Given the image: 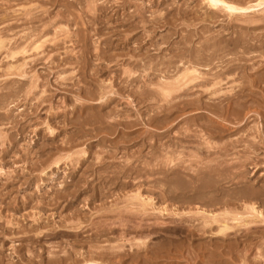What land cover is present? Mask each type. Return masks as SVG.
<instances>
[{
	"label": "rangeland",
	"instance_id": "obj_1",
	"mask_svg": "<svg viewBox=\"0 0 264 264\" xmlns=\"http://www.w3.org/2000/svg\"><path fill=\"white\" fill-rule=\"evenodd\" d=\"M205 2L0 0V264H264V3Z\"/></svg>",
	"mask_w": 264,
	"mask_h": 264
},
{
	"label": "bare ground",
	"instance_id": "obj_2",
	"mask_svg": "<svg viewBox=\"0 0 264 264\" xmlns=\"http://www.w3.org/2000/svg\"><path fill=\"white\" fill-rule=\"evenodd\" d=\"M206 2L205 3H207L206 5H208L209 7H210V9H213V10H224L225 12L227 11V13L229 12V13H231V14H233V13H238L237 15H239V16H241V15H245V14H247L246 12H250V11H252V9H254V7L256 6V7H259V6H262V4L264 3V0H259V1H256L255 2V4L254 5H247V6H239V5H234V4H232V3H230V2H228L227 0H205ZM241 1V0H240ZM213 3H215L217 6H212L213 5ZM250 4V3H249ZM224 5H227V7H225ZM122 7H123V5H121ZM125 7V6H124ZM123 7V8H124ZM105 8V7H104ZM111 8V7H110ZM222 8V9H221ZM108 9V8H107ZM229 9H231V10H229ZM106 10V9H105ZM260 10V9H259ZM258 10V11H259ZM254 11V10H253ZM257 11V10H256ZM104 12V11H103ZM207 13V12H206ZM205 13V14H206ZM214 13V12H213ZM245 13V14H244ZM252 13V12H251ZM250 13V14H251ZM208 14V13H207ZM212 14V13H211ZM207 16V15H206ZM126 21V20H125ZM254 21V20H253ZM253 21H251V22H253ZM28 22V21H27ZM53 22V21H52ZM141 22V21H140ZM255 22H256V20H255ZM51 23V22H50ZM130 23V22H129ZM134 23V22H133ZM16 24V23H15ZM51 24H54V23H51ZM134 24H136V23H134ZM134 24H130L129 26H135L136 27V25H134ZM48 26V25H47ZM143 26V25H142ZM16 27V26H15ZM49 27V26H48ZM36 28V27H35ZM50 28V27H49ZM4 29V28H3ZM52 29V28H51ZM204 29V28H203ZM39 30V29H38ZM44 31V30H43ZM42 31V32H43ZM48 32V31H47ZM41 33V32H40ZM39 33V34H40ZM44 33V32H43ZM189 33V32H188ZM187 33V34H188ZM27 34V33H26ZM38 34V35H39ZM201 34V33H200ZM27 35H30V34H27ZM26 35V36H27ZM38 35H37V37H38ZM71 35V34H70ZM245 35V34H244ZM25 36V37H26ZM32 36H34V34H32ZM43 36V35H42ZM68 37H69V34L67 35ZM128 36V35H127ZM247 36V35H246ZM31 37V36H30ZM36 37V38H37ZM40 37V36H39ZM71 37V36H70ZM132 37V36H131ZM139 37V36H138ZM148 37V36H147ZM24 38V37H23ZM35 38V37H34ZM33 38V39H34ZM137 38V37H136ZM1 39V38H0ZM18 39V38H17ZM21 39H22V37H21ZM128 39V38H127ZM28 40V39H27ZM107 40V39H106ZM137 40V39H136ZM144 40V39H143ZM39 41V40H38ZM190 41V40H189ZM2 42H3V44H4V41H0V44H2ZM10 42V41H9ZM28 42V41H27ZM30 42H31V40H30ZM53 42V41H52ZM108 42H110L111 44H113L112 43V41L110 40V41H108ZM122 42V41H121ZM243 42V41H242ZM252 42V41H251ZM18 43V42H17ZM22 43V42H21ZM21 43H19V44H21ZM35 43V42H34ZM33 43V44H34ZM153 43V42H152ZM241 43V42H240ZM16 44V43H15ZM18 44V45H19ZM58 44V43H57ZM56 43H55V45H57ZM108 44V43H107ZM106 44V45H107ZM139 44V43H138ZM189 44V43H188ZM14 45V44H13ZM35 45V48H38V47H40V46H38L36 43L34 44ZM118 45V44H117ZM126 45V44H125ZM153 45V44H152ZM213 45V44H212ZM237 45V44H236ZM21 46V45H20ZM27 46H28V44H27ZM54 46V45H53ZM112 46V45H111ZM115 46V45H114ZM141 45H139L138 47H140ZM209 46V45H208ZM259 46V45H258ZM1 47V46H0ZM8 47V46H7ZM29 47V46H28ZM27 47V48H28ZM52 47V46H51ZM55 47V46H54ZM59 47V46H58ZM108 47L110 48V46H109V44H108ZM2 48V47H1ZM25 48V47H24ZM126 48H128V47H126ZM136 48H137V46H136ZM186 48V47H185ZM210 48V47H209ZM253 48V47H252ZM7 49V48H6ZM11 49V48H10ZM133 49V48H132ZM28 50V49H27ZM26 49H22V50H20V51H22V54H25L26 52H28ZM124 50V49H123ZM137 50V49H136ZM138 50H139V48H138ZM201 50V49H200ZM72 51V50H71ZM16 52V51H15ZM30 52V51H29ZM45 52V51H44ZM135 52V51H134ZM8 53V52H7ZM14 55H15V53L13 52V53H11V57H14ZM28 55V54H27ZM182 55V54H181ZM184 55V54H183ZM203 55V54H202ZM8 56V55H7ZM115 56V55H114ZM135 56V55H134ZM146 56V55H145ZM204 56V55H203ZM34 57V56H33ZM108 57H110V56H108ZM130 57V56H129ZM140 57H141V55H140ZM147 57V56H146ZM145 57V58H146ZM123 58V57H122ZM133 58V57H132ZM151 58V57H150ZM170 58V57H169ZM178 58V57H177ZM139 60H140V58H138ZM147 59V58H146ZM196 59H198V57L196 58ZM200 59V58H199ZM64 60V59H63ZM62 60V61H63ZM78 60V59H77ZM124 60H127V59H124ZM152 60H154V59H152ZM195 60V59H194ZM194 60H193V62L191 63V67H190V65H187L188 67L186 68V69H184L182 72H180L179 73V75L178 74H175V75H178L177 77L175 76V79L173 80V81H165V80H162V81H164V82H162V83H160V84H157V83H153L154 85H156L157 87H159L158 89L159 90H161V92H159V90H156V92H152V91H154L153 89L152 90H150L154 95H156V94H163L164 95V97H165V101L169 104V109H179V105L180 104H182L183 106H184V108L186 107V106H189V104H195V102H197V104L196 105H198V102L200 103V100H197V101H189L188 99H183V97L184 96H190V92H189V90H193V91H197V90H199V88L200 87H202V86H205V85H208V84H211V86H212V88L210 89V92H209V94H211V95H215L216 96V94H217V91L220 89V87L218 88V87H216L217 85L219 86V85H221V83H222V80H220L219 79V77H220V75L222 74V72L220 73V72H218V73H214V74H212L211 76L212 77H205L202 73H200L198 70H197V68H196V63H194ZM66 62H67V59L65 60ZM135 61V60H134ZM155 61V60H154ZM181 61V60H180ZM198 61V60H197ZM151 62V61H150ZM176 62H177V59H176V61H175V59H168L167 60V62H166V64L164 63V65H165V67H167L168 69H173V70H177V71H181V69H180V67L182 68L183 66H180V67H178V66H176L175 64H176ZM187 62V61H186ZM72 63V62H71ZM133 63V62H132ZM138 63V62H137ZM147 63V62H146ZM155 63V62H154ZM157 63V62H156ZM154 64V65H157V64ZM159 64V63H158ZM179 64V63H178ZM30 65V64H29ZM139 65V64H138ZM152 65V64H151ZM161 65V64H160ZM163 65V64H162ZM199 65V64H198ZM19 66V65H18ZM27 66V65H26ZM185 66V65H184ZM23 67V66H22ZM198 67V66H197ZM146 68V67H145ZM185 68V67H184ZM16 69V68H15ZM17 69H19V68H17ZM151 69V68H150ZM153 69V68H152ZM124 70V69H123ZM155 70H157V69H155ZM160 70V69H159ZM19 71V70H18ZM164 71V70H163ZM166 71H167V69H166ZM168 71H170V70H168ZM221 71V70H220ZM21 72V71H20ZM24 72V71H23ZM135 72V71H134ZM132 73V71H129V72H124L125 74H126V77H124V79H128L130 82H134V81H138L140 78H141V75L140 74H137V73ZM119 73V72H118ZM24 74H25V72H24ZM124 74V75H125ZM154 74V73H153ZM156 74V73H155ZM154 74V75H155ZM171 74V73H170ZM19 75V74H18ZM21 75H23V73L21 72ZM118 76H119V74H117ZM151 75V74H150ZM148 76H149V74H148ZM24 77V76H23ZM22 77V78H23ZM117 77V76H116ZM156 77V76H155ZM151 78H152V76H151ZM38 79V78H37ZM121 79V78H120ZM138 79V80H137ZM166 79V78H165ZM170 79V78H169ZM209 79V80H208ZM149 80V79H148ZM152 79H150V81H151ZM153 81V80H152ZM160 81V80H159ZM36 82H37V80H36ZM157 82V81H156ZM146 83H147V80H146ZM159 83V82H158ZM34 84H35V82H34ZM149 84H151L152 85V82L151 83H149ZM150 85V86H151ZM146 86H147V84H146ZM146 86H143L144 88L146 87ZM152 87V86H151ZM147 88V87H146ZM145 88V89H146ZM155 88V87H154ZM148 89H151V88H148ZM137 91V90H136ZM151 93V94H152ZM194 93V92H193ZM219 93H220V91H219ZM138 94V93H137ZM197 94V93H196ZM203 94V93H202ZM103 96H105L104 94H103ZM102 96V97H103ZM220 97V96H219ZM219 99V98H218ZM175 100H182V101H180L179 102V104L177 103V101H175ZM222 100V99H221ZM101 101V100H100ZM202 101V100H201ZM191 104V105H192ZM201 104H203V102L201 103ZM207 104V103H206ZM205 104V105H206ZM100 106H102V105H100ZM200 106V105H199ZM159 108L161 109V107L159 106ZM168 108H166V109H168ZM199 108V107H198ZM164 109V108H163ZM168 109V110H169ZM168 112V111H167ZM121 125V124H120ZM182 130V129H181ZM166 132V131H165ZM188 132V131H187ZM182 135V134H181ZM188 140L190 139V138H192L194 135H191V134H187V135H184ZM197 136V135H196ZM199 136V135H198ZM202 136V135H201ZM177 138V137H176ZM182 138V137H181ZM180 139V138H179ZM195 139V138H194ZM193 139V140H194ZM200 139V138H199ZM181 140V139H180ZM188 140H186V141H188ZM192 140V139H191ZM177 141V140H176ZM183 141V140H182ZM196 141H197V139H196ZM188 143V142H187ZM197 145V144H196ZM178 146V145H177ZM190 147V146H189ZM211 148V147H210ZM180 149V148H179ZM197 149V148H196ZM162 151V150H161ZM162 153V152H161ZM179 157V156H178ZM97 158H98V155H97ZM113 161V160H112ZM200 162V161H199ZM220 162V161H219ZM100 163H101V161H100ZM112 163V162H111ZM163 163V162H162ZM182 163V162H181ZM180 163V164H181ZM103 164V163H102ZM107 164V163H106ZM110 164V163H109ZM204 164V163H203ZM114 165V164H113ZM125 165V164H124ZM162 165V164H161ZM110 166V165H109ZM123 166V165H122ZM131 166V165H130ZM173 166V165H172ZM117 167V166H116ZM126 167H128V166H126ZM150 167V166H149ZM163 167V166H162ZM107 168H108V166H107ZM124 167H122V169H123ZM130 168V167H129ZM128 168V169H129ZM131 168H134L133 166L131 167ZM161 168V167H160ZM178 168V167H177ZM184 168V167H183ZM100 169V168H99ZM103 169V168H102ZM116 169V168H115ZM127 169V168H126ZM125 169V170H126ZM170 169H172V168H170ZM190 169V168H189ZM95 170H97V169H95ZM124 170V169H123ZM125 170H124V172H125ZM140 170V169H139ZM151 170V169H150ZM149 170V171H150ZM163 170V169H162ZM165 170H166V168H165ZM177 170V169H176ZM128 171V170H127ZM137 171V170H136ZM145 171V170H144ZM154 171V170H153ZM157 170H155L154 172H156ZM161 171V170H160ZM196 171V170H195ZM99 171H97V173H98ZM117 171H115V173H116ZM120 172V171H119ZM118 172V173H119ZM133 172V171H132ZM153 172V173H154ZM157 172H159V171H157ZM172 172V171H171ZM128 173V172H127ZM134 173V172H133ZM207 173V172H206ZM100 174V173H99ZM112 174H114V173H112ZM138 174V173H137ZM142 173H140V175H141ZM149 174V173H148ZM158 174V173H157ZM167 174V173H166ZM205 174V173H204ZM117 174H115V176H116ZM123 175V174H122ZM139 175V176H140ZM178 175V174H177ZM210 175V174H209ZM110 176V175H109ZM114 176V175H113ZM129 176V175H128ZM136 176H138V175H136ZM161 176V175H160ZM104 177V176H103ZM148 177V176H147ZM165 177V176H164ZM86 178V177H85ZM102 178V177H101ZM109 178V177H108ZM116 178H118L119 179V177L118 176H116ZM203 178V177H202ZM110 179V178H109ZM117 179V180H118ZM134 180V179H133ZM192 180V179H191ZM106 181H107V179H106ZM112 181V180H111ZM119 181V180H118ZM136 181V180H135ZM193 181V180H192ZM105 182V181H104ZM124 182V181H123ZM201 182V181H200ZM107 183V182H106ZM105 183V184H106ZM114 183H115V179H114ZM173 183V182H172ZM187 183V182H186ZM104 184V183H103ZM108 184V183H107ZM112 184V183H111ZM140 184V183H139ZM119 186V185H118ZM107 187V186H106ZM200 187V186H199ZM198 187V188H199ZM219 187V186H218ZM98 189V188H97ZM186 189V188H185ZM196 189V188H195ZM101 190V189H100ZM99 190V191H100ZM163 190V189H162ZM188 190V189H187ZM200 191L199 192H201V189H199ZM202 190H203V188H202ZM85 191V190H84ZM108 191V190H107ZM182 191H183V189H182ZM111 192V191H110ZM248 193V192H247ZM250 193V192H249ZM106 194V193H105ZM109 194V193H108ZM137 194V193H136ZM135 194V195H136ZM103 196V195H102ZM107 196V195H106ZM208 197V196H207ZM205 199V198H204ZM219 200V199H218ZM212 203V202H211ZM147 204V203H146ZM144 208V207H143ZM232 209V208H231ZM247 209V208H246ZM120 210V209H119ZM245 210V209H244ZM115 211V210H114ZM124 211V210H123ZM135 211V210H134ZM133 211V212H134ZM139 211V210H138ZM142 211V210H141ZM140 211V212H141ZM144 211H146V210H144ZM143 211V212H144ZM105 212V211H104ZM112 212V211H111ZM125 212V211H124ZM127 212H129V211H127ZM137 212V211H136ZM249 212V211H248ZM117 213H119L118 212V210H117ZM122 213V212H121ZM121 213L120 214H118L119 216H121ZM126 213V212H125ZM135 213V212H134ZM242 213H244V212H242ZM115 214V213H114ZM136 214H139V212H137ZM135 214V216H139V215H136ZM141 214V213H140ZM149 214V213H148ZM234 214V213H233ZM247 214V213H246ZM96 215V214H95ZM124 215V214H123ZM141 215H143V214H141ZM115 216H117V215H115ZM131 217V216H130ZM134 217V216H133ZM222 217V216H221ZM120 218V217H119ZM123 218V217H122ZM126 218V217H125ZM116 219V218H115ZM140 219H141V217H140ZM227 219V218H226ZM123 220V219H122ZM127 220V219H126ZM125 220V221H126ZM143 220V219H142ZM112 221V220H111ZM124 221V222H125ZM140 221V220H139ZM227 221V220H226ZM263 221V220H262ZM261 221V222H262ZM122 222V221H121ZM138 222V221H137ZM141 223V222H140ZM244 223V222H243ZM246 223V222H245ZM255 223V222H254ZM91 224V223H90ZM238 224V223H237ZM81 225V224H80ZM121 225V224H120ZM123 225H125V224H123ZM122 225V226H123ZM135 225V224H134ZM72 227V226H71ZM103 227V226H102ZM128 227V226H127ZM231 226H229L227 223H225L224 221H223V223H222V225H220V229H218L219 230V232L220 233H224L225 231H227V230H229V228H230ZM78 228H80L79 226H78ZM85 228V227H84ZM137 228V227H136ZM247 228V227H246ZM70 229H72V228H70ZM74 229L76 230V228H75V226H74ZM82 229V228H81ZM103 229V228H102ZM117 229V228H116ZM125 229H127V228H125ZM129 229V228H128ZM74 230V231H75ZM80 230V229H79ZM101 230V229H100ZM110 230V229H109ZM113 230V229H112ZM70 231V230H69ZM68 231V232H69ZM72 231H73V229H72ZM72 231L70 232V234L72 233ZM78 231V230H77ZM103 231H104V229H103ZM108 231V230H107ZM111 231V230H110ZM126 231V230H125ZM131 231V230H130ZM67 232V233H68ZM142 232V231H141ZM140 232V233H141ZM242 232V231H241ZM65 233V232H64ZM75 233H77V232H75ZM79 233V232H78ZM82 233V232H81ZM81 233L79 234V235H81ZM97 233V232H96ZM103 233V232H102ZM123 233V232H122ZM127 233V232H126ZM73 235H74V232H73ZM76 235V234H75ZM122 236H123V234H121ZM96 237V236H95ZM11 238V237H10ZM81 240V239H80ZM128 241V240H127ZM80 242V241H79ZM84 242V241H83ZM73 243V242H72ZM81 243V242H80ZM85 243V242H84ZM1 244V243H0ZM75 244H77V242L75 243ZM139 245V244H138ZM122 246H123V244H122ZM132 246H133V244H132ZM91 247V246H90ZM92 248H94V247H92ZM97 248V247H96ZM98 248H100V247H98ZM101 249V248H100ZM97 250H99V249H97ZM103 250V249H102ZM73 252V251H72ZM93 252V251H92ZM111 252V251H110ZM65 253V252H64ZM69 253H70V251H69ZM74 253V252H73ZM114 253V252H113ZM112 253V254H113ZM68 254V253H67ZM101 254V253H100ZM66 254H64V256H65ZM76 255V254H75ZM60 256V255H59ZM69 256V255H68ZM101 256V255H100ZM261 256V255H260ZM102 257V256H101ZM65 258V257H64ZM72 258H74V257H72ZM71 258V260L72 261H74L75 259H72ZM264 258V257H263ZM49 259V258H48ZM58 260V259H57ZM61 260H63V259H61ZM60 260V261H61ZM66 260H68V261H70L71 262V260L70 259H67L66 258ZM110 260V259H109ZM59 261V262H60ZM64 261H65V259H64ZM63 261V262H64ZM67 261V262H68ZM86 261H88L89 262V260H86ZM85 261V262H86ZM94 261V260H93ZM114 261V260H113ZM30 262V261H29ZM62 262V261H61ZM69 262V263H70ZM75 262V261H74ZM74 262H73V264H74ZM91 262V261H90ZM96 262V261H95ZM7 263V262H6ZM72 263V262H71ZM83 263V262H82ZM81 263V264H82ZM92 263V262H91ZM57 264V263H56ZM66 264V263H65ZM86 264V263H85Z\"/></svg>",
	"mask_w": 264,
	"mask_h": 264
},
{
	"label": "snow or ice",
	"instance_id": "obj_3",
	"mask_svg": "<svg viewBox=\"0 0 264 264\" xmlns=\"http://www.w3.org/2000/svg\"><path fill=\"white\" fill-rule=\"evenodd\" d=\"M212 6H214V7H215V6H217V5H216L215 3H213V5H212ZM224 6H225V7H227V5H224ZM229 10H231V9H229Z\"/></svg>",
	"mask_w": 264,
	"mask_h": 264
}]
</instances>
